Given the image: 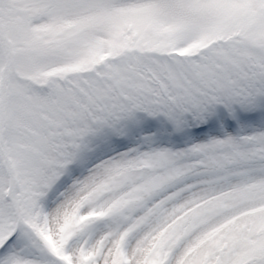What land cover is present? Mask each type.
Returning a JSON list of instances; mask_svg holds the SVG:
<instances>
[{
    "label": "snow or ice",
    "instance_id": "snow-or-ice-1",
    "mask_svg": "<svg viewBox=\"0 0 264 264\" xmlns=\"http://www.w3.org/2000/svg\"><path fill=\"white\" fill-rule=\"evenodd\" d=\"M0 264H264V0H0Z\"/></svg>",
    "mask_w": 264,
    "mask_h": 264
}]
</instances>
